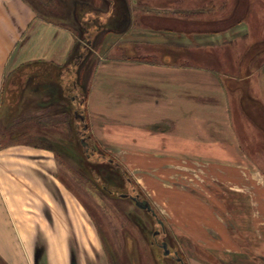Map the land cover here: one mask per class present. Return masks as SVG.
<instances>
[{"label": "crops", "instance_id": "0c3cea01", "mask_svg": "<svg viewBox=\"0 0 264 264\" xmlns=\"http://www.w3.org/2000/svg\"><path fill=\"white\" fill-rule=\"evenodd\" d=\"M106 1L102 10L105 0H0V120L46 110L70 113L72 129L79 118L99 139L143 152L141 165L133 160L135 168L149 171L147 180L181 181L168 210L183 233L224 262L240 252L241 264L261 263L264 167L245 155L251 120L239 118L238 128L247 131L241 143L215 65L181 59L190 48L193 56L217 47L218 39L224 45L226 30L207 27L225 17L152 14L136 0ZM120 1L129 8L127 24L114 28L126 54L97 61L81 78L88 55L76 57L77 51L91 49L92 40L80 41L79 25L83 35L100 36L108 30L103 17L116 19L111 11ZM53 5L62 15L49 10ZM262 97L253 96L264 105ZM54 152L19 141L0 148V257L6 264L98 263L101 240L86 210L57 179Z\"/></svg>", "mask_w": 264, "mask_h": 264}, {"label": "rangeland", "instance_id": "374dc122", "mask_svg": "<svg viewBox=\"0 0 264 264\" xmlns=\"http://www.w3.org/2000/svg\"><path fill=\"white\" fill-rule=\"evenodd\" d=\"M136 3V7H141V10L147 7L152 14L181 15L182 11H194L188 16L204 19L225 17V20L216 25H201V28L226 30L223 33L226 37L223 39L226 41L224 45L218 39L220 46L206 48L201 50L199 55L193 56L189 54L190 48L181 59L184 63H190L185 65H215L217 74L227 89L232 124L241 143L245 142L247 131L241 126V129L238 128L239 118L251 120L246 158L264 167V105L253 98L257 95L263 99L264 94V0H185L182 3L173 2V5L159 11L156 7L168 4V0H136ZM101 9L106 10L107 4L104 3ZM49 10L62 15L59 11L62 9L54 5ZM107 16L103 17L104 21ZM106 29L108 30L102 31L101 35L96 37H93L96 32L83 35L79 29L80 41L83 37L92 40L91 49L84 45V50L77 51L76 57L88 55L85 56L81 78L85 72L88 76L93 71L97 61L121 58L126 54L128 49L125 48V51L121 41H117L119 35L115 32L117 29L113 23L106 26ZM211 50L215 53H211ZM47 113H50L49 118ZM73 117L70 113L65 117L63 112L56 116L52 110H46L43 114L25 117L22 115L18 119L5 117V120H0V148L19 141L55 150L53 154L57 179L86 210L101 240L97 264H180L172 257L174 251H177L182 259V264H241L240 252L232 255L233 258L228 262H224L208 249L199 247L181 231L175 222L174 212L170 213L168 210V204L174 202L177 197L176 188L181 181L176 182L174 177L169 178L167 182H160L159 176L152 177L156 182L147 180L145 175L149 171L145 172L143 167L135 168L133 160L136 156L138 161L135 162L141 165L145 157L143 152H127L122 149L126 146L118 149L107 140H101L89 133L87 129L83 131L79 118L75 119L79 122L78 127L72 129ZM81 138L87 141L88 157L86 146L80 143ZM232 154L236 155V159L241 158L239 153ZM243 158L245 159L244 156ZM222 192L219 193L220 196L224 194ZM121 193H137L139 198L148 200L157 218L163 221V229L149 212L136 206L128 196H121ZM221 204L223 206V203ZM224 218L231 229V221L227 220L226 216ZM156 229L160 231L158 234L154 233ZM233 235H236L234 231ZM161 241L167 242L170 255H163ZM258 262L264 264V260ZM0 264H6L1 257ZM244 264L247 263L244 261Z\"/></svg>", "mask_w": 264, "mask_h": 264}, {"label": "flooded vegetation", "instance_id": "af4514ba", "mask_svg": "<svg viewBox=\"0 0 264 264\" xmlns=\"http://www.w3.org/2000/svg\"><path fill=\"white\" fill-rule=\"evenodd\" d=\"M107 1L105 0V3H106ZM109 2H111L110 0H109ZM108 3V2H107ZM106 3V4H107ZM82 4H84V3H82ZM119 2H116V4H115V6H114V8L112 9V11H111V13H113V10H114V12L116 11L115 10V8H118V10H119ZM83 10H85V9H82V11ZM87 10V9H86ZM120 10H121V7H120ZM75 11V10H74ZM122 13V12H121ZM124 15V13L121 15V16H123ZM124 17V16H123ZM122 17V20L124 19ZM108 20H106L107 22H105L103 25H102V27H106V26H108V25H111L112 23H114L115 21H116V19H114V18H112V16H110V18H107ZM79 29H80V31L81 32H83V31H86L85 30V28L83 27V26H81V25H79ZM82 130L84 131V129H83V127H82ZM80 143H81V145H85L86 146V148H85V151H86V155H87V157H88V151H89V149L87 148V141H84L83 140V138H81V140H80ZM121 195V194H120ZM135 195H138L139 197H140V195L139 194H137V193H135ZM128 197H129V194L127 195ZM124 197H126V196H124ZM130 198V197H129ZM131 199V198H130ZM141 199V198H140ZM132 200V199H131ZM133 201V200H132ZM134 202V201H133ZM135 203V202H134ZM136 205V204H135ZM142 209V208H141ZM143 210H145V211H147L146 209H143ZM147 212H149V211H147ZM150 213V212H149ZM151 214V213H150ZM152 215V214H151ZM153 216V215H152ZM154 217V216H153ZM155 218V220L157 221V217H154ZM158 223V222H157ZM159 225H160V223H158ZM160 227L163 229V226L162 225H160ZM160 231H159V229H156L155 230V234H158ZM163 242H165V241H161V243H160V247L162 248V253H163V255H166V256H168V255H170L171 253H170V250H169V248H168V245H167V248H168V253H164V248H163V246H162V244H163ZM166 244H167V242H165ZM174 259H175V261H177V262H179L180 264H181V262L178 260V259H181L179 256H178V254H177V251H174L173 252V256H172ZM182 260V259H181Z\"/></svg>", "mask_w": 264, "mask_h": 264}, {"label": "water", "instance_id": "95a60500", "mask_svg": "<svg viewBox=\"0 0 264 264\" xmlns=\"http://www.w3.org/2000/svg\"><path fill=\"white\" fill-rule=\"evenodd\" d=\"M87 128V124L84 123L83 125V129ZM121 196H127L124 193H121ZM129 197L135 202L136 206H138L139 208L142 209H146L147 211H149L154 217H157V214L155 212V210L152 208L150 202L146 199H140L138 195H129ZM157 222L160 223V225L163 226V221H161L160 219L157 218ZM163 248H164V253H168V248H167V244L165 242H163L162 244ZM181 264H182V260L178 259Z\"/></svg>", "mask_w": 264, "mask_h": 264}, {"label": "trees", "instance_id": "16d2710c", "mask_svg": "<svg viewBox=\"0 0 264 264\" xmlns=\"http://www.w3.org/2000/svg\"><path fill=\"white\" fill-rule=\"evenodd\" d=\"M119 4H120L119 10H118V8H116V12L118 13V17L116 18V21L118 19L117 23L119 26H117L116 22H114L113 25H114V27H118L120 30H124V28L127 24V17H125V13H127L126 8H128V7H126L125 4H123L121 1L119 2ZM120 7H121V10H120ZM123 13H124V15H123L124 17L121 16ZM122 17L124 18L123 20H122Z\"/></svg>", "mask_w": 264, "mask_h": 264}]
</instances>
